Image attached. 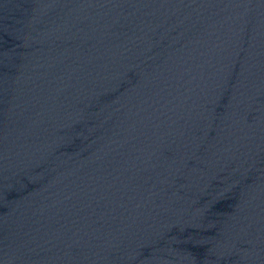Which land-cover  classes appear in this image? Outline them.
Masks as SVG:
<instances>
[{"label":"water","instance_id":"water-1","mask_svg":"<svg viewBox=\"0 0 264 264\" xmlns=\"http://www.w3.org/2000/svg\"><path fill=\"white\" fill-rule=\"evenodd\" d=\"M0 264H264V0H0Z\"/></svg>","mask_w":264,"mask_h":264}]
</instances>
